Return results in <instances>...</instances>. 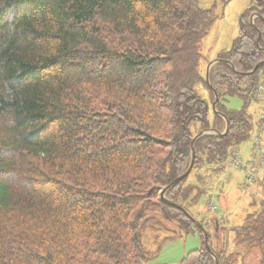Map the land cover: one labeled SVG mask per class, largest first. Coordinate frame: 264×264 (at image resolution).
Instances as JSON below:
<instances>
[{
  "label": "trees",
  "instance_id": "obj_1",
  "mask_svg": "<svg viewBox=\"0 0 264 264\" xmlns=\"http://www.w3.org/2000/svg\"><path fill=\"white\" fill-rule=\"evenodd\" d=\"M201 1L0 0V264H148L143 238L157 244L167 223L203 240L181 264H264V179L231 240L215 219L210 252L160 198L188 170L195 137L217 131L166 194L195 218L203 176L222 174L258 124L249 108L264 64L247 73L264 61V0L215 56L213 89L201 44L217 7Z\"/></svg>",
  "mask_w": 264,
  "mask_h": 264
},
{
  "label": "rangeland",
  "instance_id": "obj_2",
  "mask_svg": "<svg viewBox=\"0 0 264 264\" xmlns=\"http://www.w3.org/2000/svg\"><path fill=\"white\" fill-rule=\"evenodd\" d=\"M202 7L210 9L212 6L217 7V18L209 31L208 36L201 44V50L209 60H213L215 56L223 50H229L232 47L234 40L240 32V20L243 13L250 6L251 0H202ZM226 106L229 109L240 110L244 106V101L240 97H232L229 99ZM258 110L257 102H254L249 112L256 119ZM253 138L239 146L242 151V160L244 165L250 158ZM222 174H215L206 182L205 193L199 197V201L192 211L194 219L205 225L206 230L212 236V243L215 246V219L220 221L221 226H227L224 236L228 240L232 239L229 229L232 225L241 224L245 214L248 211L250 201V190H243V181L245 173L239 170L227 177ZM221 177V178H220ZM191 182L196 181V177H190ZM255 192V190H254ZM257 193V191H256ZM254 193V194H256ZM257 195L256 200H261ZM215 202L218 207L217 212H212L208 209V203ZM169 228L162 235L157 244L151 242L149 233H146L143 242L146 247L155 255L148 264H181L192 251H195L203 246L202 238L198 233H186L180 231L174 224L167 223ZM218 228V227H217ZM174 229V230H173ZM172 238L171 240H166ZM211 246V245H210ZM228 250L232 251V243L227 245Z\"/></svg>",
  "mask_w": 264,
  "mask_h": 264
},
{
  "label": "built area",
  "instance_id": "obj_3",
  "mask_svg": "<svg viewBox=\"0 0 264 264\" xmlns=\"http://www.w3.org/2000/svg\"><path fill=\"white\" fill-rule=\"evenodd\" d=\"M257 95L261 102L260 124L253 135V148L251 158L243 169L242 151L239 148L232 149L227 165L229 172L235 173L242 170L245 173L244 187L248 188L255 183L259 173L264 176V84L257 87ZM209 208L216 211L217 207L213 202L209 203Z\"/></svg>",
  "mask_w": 264,
  "mask_h": 264
},
{
  "label": "water",
  "instance_id": "obj_4",
  "mask_svg": "<svg viewBox=\"0 0 264 264\" xmlns=\"http://www.w3.org/2000/svg\"><path fill=\"white\" fill-rule=\"evenodd\" d=\"M255 17H257V16H253V17L251 18V22H252V24H253V20H254ZM260 39H261V33L259 32L258 43L260 42ZM218 62H220V60H217V59H216V60H213V61H211V62L209 63V65L207 66V70H206V79H207V82L209 83V85H210V80H209V78H210V70H211V68H212L215 64H217ZM229 64H230V63H229ZM263 64H264V61L260 62V63L255 67V69H254L253 71H251L250 73H247V74H253V73H255V72L259 69V67H260L261 65H263ZM230 65H231V64H230ZM231 66H232V65H231ZM210 88L213 89V87H211V85H210ZM215 98H216V100H215V102H214V104H213V107H212L214 112H216V107H217V104L219 103V97H218V95H217L216 93H215ZM222 117L225 119L224 116H222ZM225 122H226V129H225V131H224L223 133L220 134L221 137L227 135L228 130H229V122H228L226 119H225ZM207 134H216V135H218V132H217V131H214V130H211V131H208V132H203V133H201L199 136L195 137V139L193 140L192 145H191V163H190V166H189L188 170H187L184 174H182L180 177H178L176 180H174V181H173V182H172V183H171L166 189H164V190L161 192V194H160V198H161V200H162L164 203L169 204V205H171V206H173V207L179 209L181 212H183L184 214H186L187 217H188L189 219L193 220V222L195 223V225L197 226V228L199 229V231L202 233L203 238H204V242L206 243L207 250L210 252V251H211V247H210L209 235H208V233H207V230L204 228V226H203L201 223L197 222L192 216H190V215H189V214L183 209V207L179 206L178 204H176V203H174V202H171V201L167 200V198H166V194H167V192H168L170 189H172L175 185L179 184V183L182 182L183 180L187 179V178L189 177V175L191 174V172H192V170H193V168H194L195 160H196L195 142H196L199 138H201L202 136L207 135ZM212 256H213V255H212ZM213 258H214V260H215V264H219L217 258L214 257V256H213Z\"/></svg>",
  "mask_w": 264,
  "mask_h": 264
},
{
  "label": "crops",
  "instance_id": "obj_5",
  "mask_svg": "<svg viewBox=\"0 0 264 264\" xmlns=\"http://www.w3.org/2000/svg\"><path fill=\"white\" fill-rule=\"evenodd\" d=\"M214 60V59H213ZM212 61V60H211ZM256 114H257V117H256V121H258V119H259V116H260V107H259V112H258V110L256 111ZM248 161V160H247ZM231 174H233V173H229V169H228V165L227 164H225V169H224V171H223V173H222V175H223V177H227V176H229V175H231ZM221 175V176H222ZM221 178V177H220ZM211 179V176L210 175H205V176H203V180H210ZM253 191V189H251L250 190V194H251V192Z\"/></svg>",
  "mask_w": 264,
  "mask_h": 264
}]
</instances>
